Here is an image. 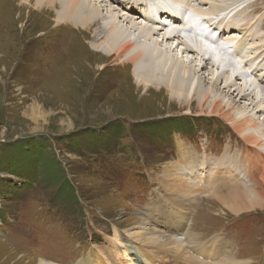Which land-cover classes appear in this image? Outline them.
I'll list each match as a JSON object with an SVG mask.
<instances>
[{"label": "rangeland", "instance_id": "obj_1", "mask_svg": "<svg viewBox=\"0 0 264 264\" xmlns=\"http://www.w3.org/2000/svg\"><path fill=\"white\" fill-rule=\"evenodd\" d=\"M25 1L0 0V264H37L41 259L62 264L77 262L87 254L104 252L108 241L116 239L119 228L122 237L119 246L130 248L129 229L136 231L140 225L159 229V224L151 223L149 215L169 207L165 198L173 182L179 191H183V185L189 189H216V180L203 176L196 185L187 184L184 176L174 177L175 181L171 177V164L180 160L176 155L181 143L186 150L196 151L197 157L219 159L223 153L220 149L230 134L224 137L227 125L216 129V123L226 121L217 115H200L195 101L190 104L193 113L187 114L189 107L177 103L161 86L138 87L130 64H113V57L93 50L92 44L105 36V29L99 32L98 23L95 27L90 25L88 31L76 30L68 23H57L56 8L51 12L37 10L32 4L38 0H29L30 4ZM210 1L218 4L216 0ZM219 1L228 12L233 10V25L244 24L234 29L236 32L231 37L255 42L262 52V57L255 62L258 67L259 61L264 63L261 37L264 0H238V4L233 0ZM110 6L107 10L112 8ZM225 25L226 31H233ZM154 41L159 42L161 50L169 48L159 35ZM173 52L187 62L197 57ZM244 105L247 100L237 106L243 108ZM187 117L195 124L188 134L153 141L130 131L133 123L172 125ZM44 143L51 146L50 152L65 175L51 191L43 180H46L44 173L38 177L34 175L40 173L44 163L32 144L41 146ZM244 148V144L236 140L225 156L235 158L242 150L245 152ZM14 166L21 172L11 171V175L9 171ZM53 169L58 178L57 168ZM216 171L215 167L207 170L212 177ZM32 178L40 180L41 189L31 190ZM17 180L22 184L20 187ZM64 180L72 184L81 208L72 207L66 211L50 203L51 197L61 192ZM191 192L184 196L192 201L185 203L189 224L192 220L197 223L212 218L219 223L227 220L226 229L215 235V241L224 247L220 253L232 252L240 235V219L221 212L224 207L220 202H213L215 199H210L208 194ZM174 198L179 199L178 196ZM203 199L212 201L201 206ZM252 214L264 224V210L245 216ZM255 226L259 227L257 223ZM203 231H197L202 239ZM254 234L257 241L248 249L247 257L256 264H264L263 257L259 256L264 254V228L255 230ZM139 244L137 247L143 250L156 251L151 245ZM196 249L186 243L178 253L182 261L177 262L172 257L177 247L167 245L163 247V255L154 252L158 258L154 264H189L183 257L188 258L189 252ZM136 251L132 248L129 255L135 258ZM135 264L140 263L136 261ZM211 264L218 263L212 261Z\"/></svg>", "mask_w": 264, "mask_h": 264}, {"label": "bare ground", "instance_id": "obj_2", "mask_svg": "<svg viewBox=\"0 0 264 264\" xmlns=\"http://www.w3.org/2000/svg\"><path fill=\"white\" fill-rule=\"evenodd\" d=\"M151 1L38 0L32 7L49 12L56 8L58 24L68 23L83 32L90 30V25L95 27L98 23L99 32L105 29L103 32L105 36L103 40L102 37L99 42L92 44L93 50L113 57V64L120 66L130 64L133 70L131 73L138 87L161 86L170 97L177 100V103L189 107L187 114L193 113L190 104L195 101L200 115L203 113L217 115L226 123H230L232 132L230 138L222 145L225 150L219 159L215 160L210 156L197 158L194 156L196 151L186 150L179 140L181 144L176 156H179L180 160L171 164V177L175 181L184 176L187 184L196 185L203 176L207 180H216L218 188L198 190L183 185V191H179L173 182L174 186L169 190L171 195L166 199L174 207L166 213L165 230H157L151 225L137 226L136 231L129 229L130 248L126 246L122 249L118 245L122 241V237L117 233L120 231L119 228L115 233L116 239L108 241L104 252L98 250L96 254H87L83 259L71 261L70 264H135L133 257L129 255L132 248L137 249L134 253L135 261L141 264H154L156 254L137 247L140 246L139 242L156 246L159 255H163L160 253L163 244L173 242L178 249L174 252L173 258L177 262L182 261L178 253L184 246L189 231L181 228L183 223L188 222V217L183 216L181 210L185 202H191L187 196L183 197L192 194L191 190L214 197L213 202L217 204L220 202L224 207L221 212L234 217L237 214L244 217V214L264 210V63L259 61L258 67H255V62L262 57V52L255 46V42L231 37L236 28L244 24L237 22L233 25L231 20L233 10L228 12V8L219 3V0H216L218 4H212L210 0H154L155 3ZM233 1L239 3L238 0ZM25 2L30 4L31 1ZM105 2L109 5H103ZM176 5L179 8L175 9ZM109 6L112 8L107 10L106 7ZM153 7L161 8L165 23L157 24L151 21V17L158 16L151 15ZM182 9H189L191 14H183ZM108 14L112 17H108ZM203 19L211 22V27L220 31L221 36L211 34L206 37L205 34L209 32L201 24ZM168 24L175 28L172 32H169ZM224 25L226 29L233 31H226ZM255 34L259 36V33ZM157 35L169 48L161 50L159 42L154 41ZM261 37L264 40V33ZM216 39L222 40V46L218 45ZM174 44L175 47L172 46ZM173 51L185 56L197 55L195 63L191 59L189 62L181 60ZM206 70L209 72L208 75ZM243 100H247V105L243 108L237 106ZM236 140L244 144L245 152L242 150L235 158H228L225 154L235 146ZM247 142L251 145H247ZM211 167L217 168L214 177L207 172ZM175 196L179 199L176 200ZM218 210L220 212V207ZM179 220L182 222H178ZM255 225L256 223H253L251 227L254 228ZM195 227L193 226V229ZM179 233L186 236L180 237ZM244 239L253 244L257 241L256 237L252 238L247 234ZM184 260L189 264H203L192 256ZM37 264L62 263L41 259ZM228 264L256 263L242 257L241 262Z\"/></svg>", "mask_w": 264, "mask_h": 264}, {"label": "trees", "instance_id": "obj_3", "mask_svg": "<svg viewBox=\"0 0 264 264\" xmlns=\"http://www.w3.org/2000/svg\"><path fill=\"white\" fill-rule=\"evenodd\" d=\"M130 131H132L135 135L143 137L145 139V137L147 138V140H156L159 139L161 140L162 137L168 138L171 136V134L175 133V132H185L188 133L190 130L193 129V127L195 126L194 122L189 118H183L181 121H179L178 123L169 125L166 122H162L159 124V122H155L153 123L151 126L148 125H144L143 123L138 125L135 123L130 125ZM158 126L160 128H158ZM158 128V129H157ZM121 129H119L117 132H119ZM123 133V131L121 132ZM32 147H34V150L38 149V152L41 156V162L44 163L43 168H40V173L38 174H34L35 176L38 177V175H42L46 177V180L43 178V180L45 181V183L48 184V186L51 188L53 187V185H55L56 183H58V181L61 179H63L64 175V171L61 167V165L59 164V161L55 158L54 155H52L53 153L52 150L50 149L51 146L49 144H42L41 146H37L35 144H32ZM41 147V149H40ZM109 147V146H108ZM51 150V152H50ZM51 154V155H50ZM8 166H11V164H9ZM13 169H11L9 171V174L13 175L11 173V171H15L17 173L21 172L18 168V166H14L12 167ZM53 168H57V172L60 174V176L58 178L55 177L53 171ZM31 180V184L35 183L40 184V180H38L37 178H32ZM61 192L56 193L57 196H54L55 200L53 197H51L50 202H53V204H56L57 206H68L66 207L68 210H70L72 207L73 208H79L81 201H79L78 197H77V193L76 191H74L73 186L71 183H68L67 180H64V182H61ZM66 189V190H65ZM52 190V188L50 189V191ZM53 192V191H52ZM59 201H62L63 204H57ZM75 210V209H74Z\"/></svg>", "mask_w": 264, "mask_h": 264}]
</instances>
